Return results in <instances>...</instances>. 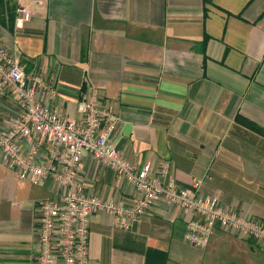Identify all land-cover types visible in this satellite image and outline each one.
Here are the masks:
<instances>
[{
  "label": "crops",
  "instance_id": "obj_1",
  "mask_svg": "<svg viewBox=\"0 0 264 264\" xmlns=\"http://www.w3.org/2000/svg\"><path fill=\"white\" fill-rule=\"evenodd\" d=\"M0 0V45L25 70L55 83L49 107L83 120L80 100L97 86L114 115L112 140L136 167L176 188L201 180L200 194L264 224V0ZM15 16V19H14ZM22 112L0 96V134ZM82 178L101 200L136 201L135 189L90 156ZM54 184L19 180L0 154V264H37V204ZM195 215L163 201L132 230L97 213L89 264H264V244L215 229L207 247L184 240Z\"/></svg>",
  "mask_w": 264,
  "mask_h": 264
},
{
  "label": "built area",
  "instance_id": "obj_2",
  "mask_svg": "<svg viewBox=\"0 0 264 264\" xmlns=\"http://www.w3.org/2000/svg\"><path fill=\"white\" fill-rule=\"evenodd\" d=\"M16 4V27L30 22L32 13L25 0ZM12 94L22 112L7 122L0 134L3 164L22 182L54 184L59 198L37 204V264H89L92 218L109 213L116 228L132 230L143 215L163 201L192 212L184 240L205 248L215 229L264 244V224L226 209L217 197L200 194L201 180L191 188L164 185L165 163L156 170L150 163L141 168L132 164L112 140L114 118L103 101L100 89L89 85L80 100L83 120L61 118L49 105L57 97L54 82L45 81L35 68L25 70L0 45V96ZM90 156L104 168L112 169L135 189L137 199L127 205L115 199L101 200L82 178V163Z\"/></svg>",
  "mask_w": 264,
  "mask_h": 264
},
{
  "label": "trees",
  "instance_id": "obj_3",
  "mask_svg": "<svg viewBox=\"0 0 264 264\" xmlns=\"http://www.w3.org/2000/svg\"><path fill=\"white\" fill-rule=\"evenodd\" d=\"M14 19H15V16H14ZM243 123L245 125H247L250 129H252L253 131L259 133V134H262L264 135V128L254 124L253 122H250V121H247V120H243Z\"/></svg>",
  "mask_w": 264,
  "mask_h": 264
}]
</instances>
